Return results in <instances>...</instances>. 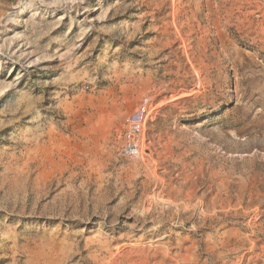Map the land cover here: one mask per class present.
Listing matches in <instances>:
<instances>
[{
	"label": "rangeland",
	"instance_id": "374dc122",
	"mask_svg": "<svg viewBox=\"0 0 264 264\" xmlns=\"http://www.w3.org/2000/svg\"><path fill=\"white\" fill-rule=\"evenodd\" d=\"M262 222L264 0H0V264H264Z\"/></svg>",
	"mask_w": 264,
	"mask_h": 264
},
{
	"label": "built area",
	"instance_id": "2783aa9c",
	"mask_svg": "<svg viewBox=\"0 0 264 264\" xmlns=\"http://www.w3.org/2000/svg\"><path fill=\"white\" fill-rule=\"evenodd\" d=\"M153 107L148 98H145L128 119L124 133L122 155L131 160H141L143 157V143L141 135L153 113Z\"/></svg>",
	"mask_w": 264,
	"mask_h": 264
},
{
	"label": "bare ground",
	"instance_id": "6f19581e",
	"mask_svg": "<svg viewBox=\"0 0 264 264\" xmlns=\"http://www.w3.org/2000/svg\"><path fill=\"white\" fill-rule=\"evenodd\" d=\"M262 217H263V214H261L260 210L257 211V215L256 216L252 217L251 222H252V226H254V229H256V227H258V223L260 222ZM262 223L264 225V222H262ZM254 229L251 228V231H250L251 234H247V237L245 238L246 242L249 243L250 246H251L252 253L255 251L256 246H257L256 238L254 237Z\"/></svg>",
	"mask_w": 264,
	"mask_h": 264
},
{
	"label": "crops",
	"instance_id": "0c3cea01",
	"mask_svg": "<svg viewBox=\"0 0 264 264\" xmlns=\"http://www.w3.org/2000/svg\"><path fill=\"white\" fill-rule=\"evenodd\" d=\"M126 131V130H125Z\"/></svg>",
	"mask_w": 264,
	"mask_h": 264
}]
</instances>
